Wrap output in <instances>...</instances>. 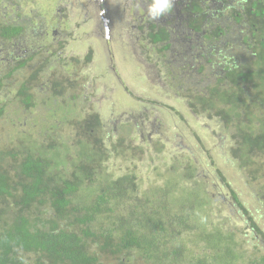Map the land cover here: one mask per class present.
<instances>
[{
	"label": "trees",
	"instance_id": "16d2710c",
	"mask_svg": "<svg viewBox=\"0 0 264 264\" xmlns=\"http://www.w3.org/2000/svg\"><path fill=\"white\" fill-rule=\"evenodd\" d=\"M23 8L20 0H0V121L15 107L28 114L10 118L25 128L14 146L0 147V264H264L261 249L238 240L245 233L213 219L220 193L191 167L202 161L161 187H145L135 165L104 164L127 156L141 125L125 122L116 134L111 118L78 113L93 87L78 66L87 72L92 57L65 56L63 40L44 26L48 17L34 21ZM171 18L169 26L142 25L143 41L165 61L186 54L181 63H191V76L174 72L186 90H178L177 106L160 110L181 120L185 108L222 127L232 170L260 185L264 203V0H181ZM74 127L80 133L66 136ZM221 172L219 165L221 193L241 207ZM245 220L255 240L264 234L252 217Z\"/></svg>",
	"mask_w": 264,
	"mask_h": 264
},
{
	"label": "rangeland",
	"instance_id": "374dc122",
	"mask_svg": "<svg viewBox=\"0 0 264 264\" xmlns=\"http://www.w3.org/2000/svg\"><path fill=\"white\" fill-rule=\"evenodd\" d=\"M20 1L24 4L25 15L34 21L42 22L44 17H48L44 26L50 29V33L59 27L64 29L63 31L67 34H64L62 39L67 40L70 37L65 48V56L82 58L88 51V40L84 37V33L88 34L90 25H85L86 13L83 0ZM113 1H118V9L128 21V26L121 28L123 44L118 42L116 46L111 45L107 49L103 39L99 40L98 33L90 39L96 50L89 63V73L81 81L85 83L87 79L88 83L92 82L93 87L90 85L92 90L90 89L86 95L82 96L80 100L82 104H79L77 109L78 113L85 110L87 114L98 113L104 119L111 118V125L116 134H119L118 127L125 122H130L132 125L134 123L135 127L141 125V128L133 131L131 141L133 149L127 151V156L113 154L104 164L121 170H127L135 165L139 168L137 173H142L141 178L145 187L152 184L161 187L169 177H177L181 169L186 172L188 165L194 161L198 163L197 160L202 161L201 165L194 163L191 167L195 169L197 175L207 173L208 178L213 180L212 183H208L210 191L213 195L220 193L217 202L213 205V219L221 224L225 231L236 232L240 229L245 236L244 239L238 238V240H242L246 247L253 249L255 246L264 253V234L255 240L250 232L251 222L245 220L252 217L264 233V203L262 194L257 192L260 191V185L257 183L249 185L247 173L240 175L232 170L233 165L227 159L228 153L226 155L229 144L226 143V136L224 138L220 136L222 127L220 128L213 120L209 121L187 112L185 108H183L185 112L180 110L185 114L181 120L174 119L167 109L160 110L165 104L177 106L179 91H186L183 87L180 89L177 87L178 79H175L174 72L191 69V63H181L189 56L186 54L178 56L173 63L172 57L171 63L165 61L170 57L164 59V56L156 50H151L153 46H149L148 41H143L146 26L142 29V25H146L148 21L139 15H134L131 9L126 7L128 0ZM180 1L175 0V4L177 5ZM206 1L210 5L213 3V0ZM78 24L85 26L78 27ZM104 31H106L105 28ZM48 42L50 39L46 43ZM107 50H110V53ZM157 58H162V61L158 62ZM78 67L81 68L79 70L81 72L82 65ZM186 74L191 76V70ZM165 90L168 92L165 93ZM167 100L170 102H163ZM131 101L135 102L131 103ZM58 105L60 104L53 101V107ZM145 107L149 110L147 111ZM9 114L0 121V128L5 129V131L0 129V147L2 148L14 146L15 139L20 137L21 130L25 128L23 125H17L15 121L11 122L10 118L13 120L15 116H19L25 119V116H28L25 111L17 107L13 108ZM157 119L163 120V125L157 123ZM107 129L112 130V127L109 126ZM77 132L80 133L79 128L74 127L71 131L65 132V135L69 136ZM199 137H202L203 142L199 140ZM109 148L111 149L110 146ZM129 158L136 161L132 162ZM219 165L223 171L222 175L224 177L228 175L232 187L241 198V207L236 204L230 192L225 190L221 193L222 189L218 184ZM221 196H225L226 199H221Z\"/></svg>",
	"mask_w": 264,
	"mask_h": 264
},
{
	"label": "flooded vegetation",
	"instance_id": "af4514ba",
	"mask_svg": "<svg viewBox=\"0 0 264 264\" xmlns=\"http://www.w3.org/2000/svg\"><path fill=\"white\" fill-rule=\"evenodd\" d=\"M85 2L84 10L86 13L85 19V25H90V28L88 29V34L85 32L84 37H87L88 40V51L82 56L84 58L86 55H90L91 57L94 54V51L96 50L93 44H91L90 39L95 36L96 33L99 35V40L101 38L104 41L105 46L107 49L113 45L116 46L117 43L123 44L122 39V29L123 27L128 26V21L124 14L118 9V1L113 0H83ZM150 3V0H128L126 3V7H129L134 15H139L142 19L147 20L149 24V21L151 20L150 17L147 14V5ZM125 7V5H123ZM171 13L168 14L166 17L160 18L158 21H154L156 23L160 22L159 24L163 25H171ZM152 21V20H151ZM87 23V24H86ZM179 23V22H178ZM40 25H44L41 23ZM81 24H78L79 27ZM85 25H81L84 27ZM44 26H42L43 28ZM104 28L106 31H104ZM37 27H34V32L36 31ZM61 28L59 27L57 30H55L50 35L53 36V38L57 40H61L62 36L64 34H67L65 31H60ZM64 30V29H63ZM118 30L120 31L118 33ZM89 35V37H88ZM62 47L66 48V45L68 44V40L65 38L62 39ZM163 45V44H162ZM154 48V47H153ZM152 48V49H153ZM155 49H153L154 51ZM65 51L63 49L62 53ZM108 53H110V50H107ZM162 54V51H161ZM74 57V56H72ZM65 56L62 54L59 60H63L64 62ZM64 65V64H63ZM63 67V66H62ZM89 68L87 67V72H80L78 73L79 76L83 79L84 75H87L89 72ZM116 72V71H115ZM168 91L165 90V93ZM142 116V115H141Z\"/></svg>",
	"mask_w": 264,
	"mask_h": 264
},
{
	"label": "clouds",
	"instance_id": "9594fccd",
	"mask_svg": "<svg viewBox=\"0 0 264 264\" xmlns=\"http://www.w3.org/2000/svg\"><path fill=\"white\" fill-rule=\"evenodd\" d=\"M174 7L175 0H150V3L147 5V14L151 20L158 21L160 18L170 14Z\"/></svg>",
	"mask_w": 264,
	"mask_h": 264
}]
</instances>
